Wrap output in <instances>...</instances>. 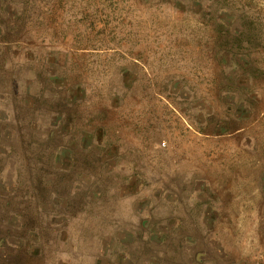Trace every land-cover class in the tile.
<instances>
[{"label":"rangeland","instance_id":"1","mask_svg":"<svg viewBox=\"0 0 264 264\" xmlns=\"http://www.w3.org/2000/svg\"><path fill=\"white\" fill-rule=\"evenodd\" d=\"M0 264H264V0H0Z\"/></svg>","mask_w":264,"mask_h":264}]
</instances>
